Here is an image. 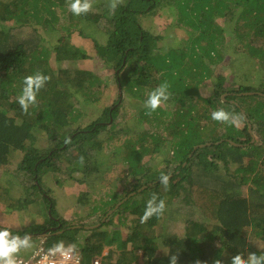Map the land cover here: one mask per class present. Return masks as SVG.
I'll list each match as a JSON object with an SVG mask.
<instances>
[{
	"label": "trees",
	"instance_id": "trees-1",
	"mask_svg": "<svg viewBox=\"0 0 264 264\" xmlns=\"http://www.w3.org/2000/svg\"><path fill=\"white\" fill-rule=\"evenodd\" d=\"M136 1L132 3L125 0L114 11H110L102 0L96 1V5L105 10L102 15L108 19L109 25V28H103L109 39L100 45L98 51L105 63L116 70L122 93L124 89L136 95L141 87L147 86L152 91L164 82L169 84L173 108L166 109L161 105L151 115L147 114L150 109L145 108L140 120L151 122L156 129L163 126L170 135L176 136L172 153L167 154L165 162L174 168L172 175H169L165 169L159 171L156 165H148V159L162 150L164 142L156 129L145 131L137 140H126L125 150L116 156L128 163L127 173L136 181L130 185L131 189L125 190L127 197L112 213L121 225L113 235L104 230H93L87 244L86 241L81 244L80 237H70V242L77 246L86 259L101 255L105 245L111 246L104 258L113 264L140 263L139 252L145 257L143 264H169L172 254L178 255V264H196L197 261L200 264H213L216 259L222 260L223 264H230L231 257L239 253L245 259L250 252L260 255L264 253L261 247L264 243V0ZM69 2L0 0V22L15 19L19 23L18 27L10 30L0 26V164L10 161L16 152L21 153L18 174L24 177L35 175L37 180L33 186H25V198L12 203L19 209H28L37 200L35 191L41 195L46 192L42 180L44 174L66 169L70 178L75 172L91 176L103 167V160H99L88 145L92 144L96 149L101 147L96 137L107 125L100 122L115 120L119 115L120 107H106L102 116L90 125L76 129L77 134L64 132L69 123L78 118L76 112L79 104L97 99L101 81L89 69L77 68L71 72L63 65L66 61L69 64L87 59L86 52L73 45L71 38L76 30L79 34L87 35L85 30L90 26L89 20L95 22L87 18L88 13L74 15L68 7ZM174 3L178 8L179 23L188 29L186 38L193 39V42L188 48L181 46V43L171 48L164 54L165 67H162L158 63L160 59L154 54L156 43L150 42V33L140 26L138 15L153 12L161 4L173 10ZM58 7L62 10H58ZM60 21L62 24H59ZM204 23H212V35L208 33L206 36L204 31L200 33ZM41 29L55 36L58 29L63 31L59 33L65 35L57 37V41L52 44V39L48 40L40 34ZM232 34L239 39L236 46ZM259 39L261 43H256ZM45 42L54 45V51ZM204 43L207 45L203 46ZM225 49L227 53H241L238 57L248 53L260 72L255 78L253 76L252 81L246 79V83L242 82L238 86L237 79L235 82L228 81L226 74L214 72L211 64L225 58ZM52 56L59 67L51 63ZM135 56L139 60L145 59V66L139 65ZM236 61L238 63V59ZM126 66L128 72L138 75L137 91L126 86L128 83L124 79L130 75L124 74ZM37 71L49 76L50 80L37 94V103L25 113L17 103V97L23 88L24 77ZM214 74L217 75L216 81H211L212 90L209 95H204L201 84ZM152 78H155L154 81ZM80 91L86 98L77 96ZM249 91L263 94H245ZM224 93H227L225 101L222 97ZM147 96L141 97L146 100ZM221 108L242 115L240 126L213 120L212 112ZM249 122L253 126L254 141L249 132ZM36 129L46 131L55 143L46 152L41 153L34 146ZM228 139L242 145H234ZM83 140L85 143L82 145ZM220 140L225 141L216 143ZM207 142L212 144L194 150L196 145ZM75 146L77 152L73 151ZM60 150H70L74 156H68L70 164L64 165L65 168L57 165L51 170L50 159L57 156ZM81 156L84 158L83 164L80 163ZM220 162L224 164L225 170H222ZM162 173L170 177L167 189L160 183ZM142 177H146V180L142 181ZM250 181L254 185L250 186L251 193L247 195L244 186ZM120 189L124 190L125 187L121 186ZM9 191L7 182L0 180V199L6 201ZM154 192L165 200L166 210L161 216H153L142 224L140 217ZM176 199H181L195 212L190 219H186L183 236L165 233L161 229L169 206ZM44 200L48 210L50 203L46 197ZM119 201L117 195L113 194L104 206L109 205L108 210H111ZM53 203L50 210L52 219L60 216L56 209L57 203L54 200ZM96 206L97 209L102 207L98 203L94 208ZM103 208L106 215L108 210ZM125 214L132 216L130 224L127 223L129 215ZM111 221L113 219L110 216L103 224L108 226ZM64 223L62 227L67 222ZM8 229L21 236L43 231L38 228ZM82 229L76 227L71 231L77 236ZM65 232L53 234L47 240L58 241L65 236ZM252 241H257V245Z\"/></svg>",
	"mask_w": 264,
	"mask_h": 264
},
{
	"label": "rangeland",
	"instance_id": "rangeland-1",
	"mask_svg": "<svg viewBox=\"0 0 264 264\" xmlns=\"http://www.w3.org/2000/svg\"><path fill=\"white\" fill-rule=\"evenodd\" d=\"M96 1L97 0H91L92 8L87 14V18L93 19L95 21L93 23L91 20H89L90 26H87L85 30V33L87 35L79 34V32L76 30L73 34V38H71L73 45L79 46L80 49L86 52V54L88 55L87 59H80L75 63L70 62L69 64L66 61L63 63V65L71 72H73L77 68H84L93 71L96 76H99L101 78V81L99 82L100 91L97 92V99L95 101H89L87 103H85L84 101V104H79V110L76 112L79 115L78 118L72 120L71 123H69V125L66 127L67 131L64 132L77 134L78 131L75 132L76 129H78L79 127H86L90 125L100 115L102 116L103 110L106 107H120L119 115L115 118V120H110L109 122H107L108 120H104V125H107V128L104 129L96 137V139L101 143V147L96 149L92 146V144H86L88 145V148L91 149L92 153L97 154L98 159L101 161L103 160L105 164L100 168L101 170L99 169L98 171H95V173L91 176L85 175L82 172H75L73 175H71L72 178H70L69 174L65 172V169L62 172L50 171L44 174L42 180L43 186L46 188V192L50 193V195L57 203V212L59 213V215L65 217L67 225L68 223L97 225L101 224L103 219V221L106 222L111 216L113 221H111L108 226H105L102 223L101 228L103 229L99 230L107 231L111 235H113L114 231L119 228V225L121 224H119V221H116V215L112 216L113 212H109V205L105 207L104 203L110 200L113 194L117 195V200L123 201L122 199L127 196L125 190L131 189L132 187L130 185H132L136 181L134 177L132 178V176L127 173L128 163L125 162L122 157L117 158L118 156L116 155H120L122 153V150H125L126 140H137L145 131L152 132V130L156 128L152 125L151 122L140 120L142 119L141 115L146 108L144 105V102L146 100L141 96L148 95L151 92V90H149V87L146 86L139 88V93L136 95L133 92H125L124 89L122 93V88L117 83V75L115 73L116 70L113 67L108 66L99 55L98 48L100 47V45L102 46L103 44H105V42L109 39V35L104 31L105 28H109V25L108 19L104 18L102 15L105 10L101 6L96 5ZM102 1L104 2V5L109 6L110 0ZM130 1L132 3H137L136 0ZM123 2H125V0H123ZM143 4L146 5L147 3L143 2ZM58 10H62V8L58 7ZM66 12L68 13L69 11ZM177 12L178 8L176 3H174L173 10L170 9L166 4H161L158 5L153 12L138 15L140 26L143 27L146 32L150 33V42L156 43L154 54H156V57L160 59L158 63L159 66L162 67H165L164 54L167 53L171 48L178 47L180 45L179 43H181V46L188 48L193 42V39L186 38V36L188 35V29L187 27H184L179 23ZM97 19L100 20V23L97 22ZM223 19H225V17ZM61 21L59 22V24H62ZM239 22H242V20ZM65 23H67V21ZM211 24L212 23H204V28L202 29V31H200V33L204 31L206 36L208 33L212 35L213 27ZM18 25L19 23L15 19L0 22V26L5 28L6 30H10L12 27H18ZM59 32L63 31L57 29L55 36L53 33L41 29L40 34L49 38L48 40L52 39L53 44L57 41V37L65 35L64 33ZM233 37L236 46L239 39H237L234 35ZM45 43L47 46L52 47L51 49L52 51H54V45H51L48 42ZM206 43L208 44V41ZM206 43H204L203 46H206ZM256 43H261V40H257ZM230 54L231 53H227V49H225V58L222 61L211 65L214 69V72L226 74L228 81L231 80L235 82L237 79L238 83L236 84V86H238L242 82L246 83V79H251L250 81H252L253 76L255 78L257 76V73L260 72L258 66L254 65L253 61H251L248 53H245V55L243 54L241 57H238L241 55V53L239 52H237L236 54L235 52H233L231 56ZM54 58V56L51 57V63L54 66L59 67ZM237 59L239 64L240 60H242V65H238L236 61ZM135 61H139V65L145 66L146 60L143 58H140L139 60L138 56H135ZM130 69H132V67L129 68V70ZM126 73H130L128 72L127 66L124 69V74ZM215 75L217 74H214V76L210 79L204 80V82L201 84L200 88L202 89V93L204 95L210 94L212 90L210 84L211 81H216ZM129 78L127 77L126 79H124V81L128 83L126 84V86L129 85L130 87H132V89L135 88L136 90L138 75L131 72ZM154 79L155 78H152L153 81ZM142 88H145V90L142 91ZM120 92L122 93L121 101ZM77 96L80 99L86 98V95L82 94V91L78 92ZM238 99L240 101V98ZM161 105L166 109H172V106H174L173 99H171L170 97L168 101L163 102ZM112 126L114 128H112ZM156 130L158 131L159 136L163 137L162 139L164 140V142L161 147L162 150L153 158L148 159V165H156V168L159 171L165 169L164 171L166 173L172 175L171 172L174 166H170V164L165 162H167V154L172 153V143L173 140L176 139V136L170 135V132L163 129V126H158ZM35 134L36 141L34 143V146L40 149L41 153L48 151V149H51L55 145L46 131L36 129ZM110 134H114V136L111 137ZM84 143L85 140L81 141L82 145ZM73 151L77 152L76 146L73 148ZM117 151L119 152L117 153ZM59 152L60 153L56 156L55 164H51L50 168L56 165H60L61 167L63 166L65 168V166L70 164L68 156L70 154L74 156V154L70 150H68V152L66 150H60ZM21 158L22 154L16 152L12 156V159L10 161L5 164H0V180L7 182L10 188L9 194H7L8 199H6V201L3 198L0 199V225L13 229V231L25 229L29 230L34 228L43 229L50 222V220H48L47 218V215L50 214V211H47L46 203L44 200L45 196L43 194L41 195L40 192L37 193V191H35L34 193L37 200L29 205L28 209H19L12 204L13 202H15V200L23 199L26 197L27 193L25 191V186L31 187L34 183H37L35 175L24 177L22 176V174H18L19 162ZM220 166H222V170H225V167H223L224 164L222 162H220ZM253 176L255 177L256 174H253ZM144 180H146V177H142V181ZM245 185L246 186H244V193L249 195L251 193L250 186H253L254 182L250 181ZM121 186H124L125 189L121 190ZM33 191L34 190H32L31 192ZM121 201H119V204ZM97 203L102 205V207H104L103 209L107 208V212H109L107 216H105L102 207L97 209L96 206L94 208V205ZM194 213L195 212L193 211V209L186 206V204L181 199H176L172 204H170L168 214L165 216L167 217L166 221L161 224V229L165 233H177L179 236H183L186 230V219H190V217H192ZM125 215L127 216L129 214ZM131 219L132 216L129 215L127 222L128 224H130ZM72 225L73 224L69 225V227ZM101 225H99L98 227H100ZM87 230L88 231L82 229L81 231H79L77 236L71 230L66 231L65 236L58 241L63 240L67 245L71 243L70 237H80V243L82 244L84 241H86L85 243L87 244V241L91 239V234L93 231L89 229ZM41 239L42 237L32 238L33 247L39 244ZM52 242L56 243L57 241L52 240ZM252 242L254 245H257V241ZM33 247L29 249H23L19 254H26L32 251ZM261 247L264 249V243H262ZM110 248L111 246L105 245L102 253H108ZM144 258L145 257L143 256V253L139 252L140 263L143 264Z\"/></svg>",
	"mask_w": 264,
	"mask_h": 264
},
{
	"label": "clouds",
	"instance_id": "clouds-1",
	"mask_svg": "<svg viewBox=\"0 0 264 264\" xmlns=\"http://www.w3.org/2000/svg\"><path fill=\"white\" fill-rule=\"evenodd\" d=\"M120 3H123V0H110V11H114ZM68 7L74 15L79 16L88 13L92 8V3L91 0H70ZM49 80L50 77L40 71L24 77L23 88L17 97V103L25 113L28 112L30 106L37 103V94ZM168 88L169 84L164 82L148 94L144 102L145 107L150 109V112L147 113L148 115L156 111L163 102L169 100L171 93L168 91ZM212 119L219 122L231 123L239 127L243 121V116L229 113L221 108L212 112ZM83 159L81 156V164H83ZM159 179L160 183L167 189L170 179L169 175L162 173ZM165 210V200L160 199L158 194L154 192L146 202L143 215L140 217V222L143 224L153 216H161ZM32 247V237L30 234L25 233L23 236L19 234L13 235L8 228H0V264H19L17 257L21 250ZM76 252L77 246L75 244L70 243L66 245L63 240L57 241L41 257L40 264H57L54 259L57 255L62 258L60 264H65L66 261L73 258V254ZM169 264H178L177 254L169 256ZM196 264H200V262L197 261ZM213 264H223V261L216 259L213 261ZM230 264H264V253L257 255L256 253L250 252L246 259L239 253L231 257Z\"/></svg>",
	"mask_w": 264,
	"mask_h": 264
},
{
	"label": "built area",
	"instance_id": "built-area-1",
	"mask_svg": "<svg viewBox=\"0 0 264 264\" xmlns=\"http://www.w3.org/2000/svg\"><path fill=\"white\" fill-rule=\"evenodd\" d=\"M53 244L54 243L49 242L47 238H42L39 244L33 247L32 251L18 255L17 258L19 264H40L41 257L52 247ZM106 255H108V253L103 252L101 255L86 259L83 253L80 250H77V252L73 254V258L66 261L65 264H113L106 262L104 258ZM54 259L57 264H60L62 258L57 255Z\"/></svg>",
	"mask_w": 264,
	"mask_h": 264
},
{
	"label": "flooded vegetation",
	"instance_id": "flooded-vegetation-1",
	"mask_svg": "<svg viewBox=\"0 0 264 264\" xmlns=\"http://www.w3.org/2000/svg\"><path fill=\"white\" fill-rule=\"evenodd\" d=\"M121 98H122V93L120 92V100H121ZM100 123H105L104 121H102V122H100ZM52 155V152H50V154H49V156H51ZM55 161H56V156H54V157H52L51 159H50V162H51V164H55ZM57 166V165H56ZM56 166H52V167H56ZM52 167L50 168L51 170H52ZM37 176V175H36ZM133 178V177H132ZM42 194L47 198V200L49 201V203H50V206L48 207V210L50 211L51 209H52V206H53V200H54V198L50 195V193H47V192H42ZM127 196H125V198H126ZM125 198H123V199H125ZM122 199V200H123ZM55 201V200H54ZM118 204H119V202L118 203H116V205L109 211V212H114L116 209H118V208H116L117 206H118ZM120 206V205H119ZM118 206V207H119ZM115 209V210H114ZM47 210V211H48ZM108 212V213H109ZM107 213V214H108ZM107 214L105 215V216H107ZM47 217H48V220H50V222L43 228V230H48L50 233H52V235L53 234H55V235H57V234H59L61 231H67V230H73V229H75L76 227H83L84 229H89V230H98V229H100L101 227H102V223L103 222H105V221H103L102 220V223L101 224H92V225H82V224H73L72 226H70L69 227V225H67V223H66V226H64V227H62V224H65L64 222H66V219H65V217H63V216H55V217H53V219H52V214H49V215H47ZM53 221H52V220ZM52 221V222H51ZM71 225V224H70ZM96 225V226H95ZM99 225H101L100 227H98ZM87 226H89V228H86ZM98 227V228H97ZM103 229V228H102ZM34 233V232H33ZM62 233V232H61ZM78 235V234H77Z\"/></svg>",
	"mask_w": 264,
	"mask_h": 264
},
{
	"label": "water",
	"instance_id": "water-1",
	"mask_svg": "<svg viewBox=\"0 0 264 264\" xmlns=\"http://www.w3.org/2000/svg\"><path fill=\"white\" fill-rule=\"evenodd\" d=\"M245 94L253 95V94H263V93H262V92H259V91H249V92H246ZM226 95H227V93H224V94L222 95L224 101L226 100ZM232 102H233V103H237L235 100H232ZM242 112L245 114V110H244L243 108H242ZM247 119H248V118H247ZM248 121H249V119H248ZM249 132L252 133V136H253L252 141H254V140H255V136H254V133H253V126H252V123H251V122H249ZM223 141H225V140H220V141H217L216 143H221V142H223ZM228 141H229L230 143L234 144V145H237V146L242 145V144L237 143V142H235V141H233V140H231V139H228ZM211 144H212V142H207V143H205V144H198V145L195 146L194 150H196L197 148L202 147V146H204V145H211ZM121 203H122V201L120 202L119 205H121ZM119 205H118V206H119ZM118 206H117V207H118ZM117 207H116V208H117ZM114 210H115V209H114ZM108 214H109V213H108ZM95 226H96V225H95ZM0 228H6V227L0 225ZM86 228H89V226H87ZM61 232H63V231H61ZM61 232H60V233H61ZM12 234H13V233H12ZM29 234L31 235L32 238H34V237H45V238H47V237H49V236L52 235V233H50L48 230H43V231H40V232H34V233H29ZM13 235H15V234H13Z\"/></svg>",
	"mask_w": 264,
	"mask_h": 264
}]
</instances>
